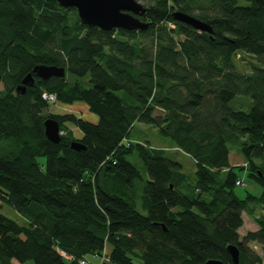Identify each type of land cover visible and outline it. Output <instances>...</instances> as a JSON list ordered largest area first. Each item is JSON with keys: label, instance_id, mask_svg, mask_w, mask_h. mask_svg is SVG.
Masks as SVG:
<instances>
[{"label": "trees", "instance_id": "1", "mask_svg": "<svg viewBox=\"0 0 264 264\" xmlns=\"http://www.w3.org/2000/svg\"><path fill=\"white\" fill-rule=\"evenodd\" d=\"M136 1H147L145 30L88 27L55 0H0V203L26 221L0 213V264H233L230 244L238 264H262L250 244L264 253V0ZM173 12L212 32L175 21ZM238 53L260 66L238 72ZM37 66L63 67L65 75L43 79L31 74ZM28 74L33 85L20 94ZM67 74L88 77L89 87ZM43 93L62 105L86 103L98 121L42 114ZM237 97L250 99L247 112L231 105ZM47 118L59 123L58 143L44 135ZM66 122L81 139L62 128ZM135 122L193 159V185L164 149L127 140ZM74 141L85 150L71 148ZM134 153L149 176L145 215L122 190L141 178L127 160ZM240 171L260 195L236 196ZM251 207L263 211L258 229L239 239Z\"/></svg>", "mask_w": 264, "mask_h": 264}, {"label": "rangeland", "instance_id": "2", "mask_svg": "<svg viewBox=\"0 0 264 264\" xmlns=\"http://www.w3.org/2000/svg\"><path fill=\"white\" fill-rule=\"evenodd\" d=\"M139 3L145 6L147 1H139ZM240 5L243 6L248 4L245 1H240ZM234 65L236 67V70L242 74H250L253 65L260 66V64L252 56L243 53H238L236 55V58L234 59ZM65 78L70 82L79 81L84 87H89L88 77L75 78V76L67 74ZM0 89H2L1 84ZM116 95L119 96V98H126V96L122 92L116 93ZM250 103L251 101L248 97H237V99L233 100L231 105H234L235 109H238L241 112H247ZM49 113L74 114L76 117L90 123H96L98 121V117L89 111L87 104L84 102H75L68 105H62L59 102L51 105L49 104L47 110L43 111L42 114L48 115ZM62 128L66 131H70L74 139H81L83 136L82 132L70 122H66L65 124H63ZM127 140L131 143H149L154 147H161L162 149L166 150L167 157L180 164L182 173L187 176L189 182L191 183V185H193V182L196 179L194 175L195 164L193 159L187 154L182 153L180 150L171 148V141L168 138L161 136L156 128L146 124L135 122ZM229 147L231 153L235 155L234 148L232 149L230 145ZM127 160L139 170L141 178L134 179L131 182V186L125 184L122 190L127 191L128 197L126 198V200L128 202H131L138 212L145 215L146 211L142 207V196L145 182L149 180V176L146 172L145 167L137 158L135 153L128 156ZM38 162L43 164L44 159H38ZM104 172L105 168L102 170V175L104 174ZM104 179L105 178L102 176L100 182L103 183ZM238 179L240 180L242 185H244L243 187H239L237 185L235 187V194L238 198L243 199L246 193H250L254 196H258L261 194V187L249 177L247 171H240L238 173ZM108 184H112L114 186L112 177L108 178ZM186 194L192 197L195 195V192L194 190L188 192L186 191ZM0 213L5 215L7 218L16 221L20 225H26V221L23 219V217L8 205L0 203ZM262 214L263 211L259 207H251L248 211L242 213L243 226L239 229V239H241L247 232H255L258 229L255 222ZM252 248L255 251H258L264 263V253L261 251V249L259 247H256L255 243H252ZM92 261L95 263V259L91 260V262ZM96 263H101V261L96 260ZM12 264H33V262L28 261L26 263H18L17 261L12 260Z\"/></svg>", "mask_w": 264, "mask_h": 264}, {"label": "water", "instance_id": "3", "mask_svg": "<svg viewBox=\"0 0 264 264\" xmlns=\"http://www.w3.org/2000/svg\"><path fill=\"white\" fill-rule=\"evenodd\" d=\"M62 8H74L81 23L88 27H96L103 31L113 29H123L126 31L145 30L147 23L140 20L146 13V9L136 0H55ZM172 18L180 23L191 26L195 30L211 33V27L199 21L198 19L183 14L181 12H173ZM47 79L50 76L63 78L65 69L54 66H37L33 68L31 74ZM28 74L22 80V86L17 88L21 90L20 94L25 92V86H32L33 79ZM45 137L53 142L58 143L61 140L59 123L51 118H47L43 122ZM75 150H85V146L80 142L74 141L70 144ZM227 252L231 257L233 264H238L239 250L234 244L227 246ZM205 264H223L218 259H210Z\"/></svg>", "mask_w": 264, "mask_h": 264}, {"label": "built area", "instance_id": "4", "mask_svg": "<svg viewBox=\"0 0 264 264\" xmlns=\"http://www.w3.org/2000/svg\"><path fill=\"white\" fill-rule=\"evenodd\" d=\"M42 98H43V100L47 101V102L50 103V104H54V103H56V100H57L56 95H54V94H47V93H43V94H42ZM236 185H237V186H241L242 183L238 180V181H236ZM59 254H60L62 257H64V258L70 259V257L66 256L64 253H61V252H60ZM80 263H81V264H84L83 261H81Z\"/></svg>", "mask_w": 264, "mask_h": 264}, {"label": "crops", "instance_id": "5", "mask_svg": "<svg viewBox=\"0 0 264 264\" xmlns=\"http://www.w3.org/2000/svg\"><path fill=\"white\" fill-rule=\"evenodd\" d=\"M156 148H160V149H162L161 147H156ZM171 148H176V147H174V145L172 144V146H171ZM176 149H178V148H176ZM166 151V150H165ZM183 153V152H182ZM243 226V225H242ZM240 233V231L238 230V234ZM256 245V244H255ZM250 246H251V248H252V244H250ZM256 247H258L257 245H256ZM253 249V248H252ZM254 250V249H253ZM255 252H257V254L260 256V254L258 253V251H255ZM261 257V256H260ZM262 258V257H261ZM262 264H264L263 263V261H262Z\"/></svg>", "mask_w": 264, "mask_h": 264}]
</instances>
